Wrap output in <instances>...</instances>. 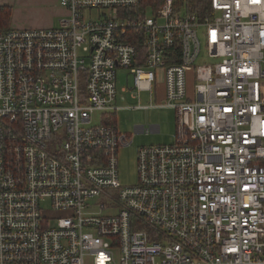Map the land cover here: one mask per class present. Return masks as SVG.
I'll return each instance as SVG.
<instances>
[{"label":"built area","instance_id":"1","mask_svg":"<svg viewBox=\"0 0 264 264\" xmlns=\"http://www.w3.org/2000/svg\"><path fill=\"white\" fill-rule=\"evenodd\" d=\"M60 3L0 32V264H264V0ZM158 71L173 140L124 186L101 115Z\"/></svg>","mask_w":264,"mask_h":264},{"label":"rangeland","instance_id":"2","mask_svg":"<svg viewBox=\"0 0 264 264\" xmlns=\"http://www.w3.org/2000/svg\"><path fill=\"white\" fill-rule=\"evenodd\" d=\"M126 71H118L117 87L126 85ZM151 96L149 92H141L139 97H131V92L120 93L124 99H117L118 110L111 114H102L103 121L114 124L119 133L126 134L132 139L129 146H120L117 150L118 158V179L121 185H133L137 182L136 154L140 146L165 144L173 140L175 129V111L164 104V78L158 71ZM131 83V78L128 79ZM156 93V94H155ZM140 105L142 107H134ZM144 106H147L146 108ZM100 114L93 117L98 121ZM143 125L148 128L151 124L159 126V131L136 132V125Z\"/></svg>","mask_w":264,"mask_h":264},{"label":"crops","instance_id":"3","mask_svg":"<svg viewBox=\"0 0 264 264\" xmlns=\"http://www.w3.org/2000/svg\"><path fill=\"white\" fill-rule=\"evenodd\" d=\"M9 7L11 15L4 30L10 28L54 27L68 11L60 0H0V7ZM3 30V31H4Z\"/></svg>","mask_w":264,"mask_h":264},{"label":"trees","instance_id":"4","mask_svg":"<svg viewBox=\"0 0 264 264\" xmlns=\"http://www.w3.org/2000/svg\"><path fill=\"white\" fill-rule=\"evenodd\" d=\"M10 15H11V9L9 7H5V6L0 7V32L6 28ZM137 47L138 50L142 49V45L140 46L137 45Z\"/></svg>","mask_w":264,"mask_h":264}]
</instances>
